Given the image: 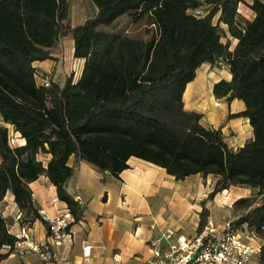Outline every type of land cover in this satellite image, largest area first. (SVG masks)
<instances>
[{
  "label": "trees",
  "instance_id": "obj_1",
  "mask_svg": "<svg viewBox=\"0 0 264 264\" xmlns=\"http://www.w3.org/2000/svg\"><path fill=\"white\" fill-rule=\"evenodd\" d=\"M91 1L96 15L73 27L70 0H0V203L10 192L21 225L40 220L49 230L29 188L45 176L77 224L84 210L68 192L75 166L84 162L117 178L136 158L177 182L215 179L197 234L216 195L251 190L232 205V224L261 241L257 260L264 264V0H252V20L238 13L243 0ZM226 33L237 41L232 49ZM64 38L74 42V58L84 60L80 79L38 85L32 64L52 60ZM220 63L231 80L216 83L213 95L242 101L245 111L229 118H246L253 130V140L238 150L221 128H204L202 115L184 110L183 93L197 70ZM6 126L24 145L11 146ZM16 241L0 214V263Z\"/></svg>",
  "mask_w": 264,
  "mask_h": 264
},
{
  "label": "crops",
  "instance_id": "obj_2",
  "mask_svg": "<svg viewBox=\"0 0 264 264\" xmlns=\"http://www.w3.org/2000/svg\"><path fill=\"white\" fill-rule=\"evenodd\" d=\"M93 7L92 17L83 19L76 26L96 15L97 9ZM70 20L75 27L72 15ZM220 27L226 31L224 25ZM224 40L230 41V49L237 43L228 35ZM51 52L52 60L35 62L32 67L41 76L49 75L60 87L65 83H58L61 77L65 80L72 78L76 83L81 77L84 60L74 58V42L69 38L62 39ZM221 80H231L228 68L203 64L195 79L185 88L182 98L184 110L202 115L200 123L204 128H221L227 145L238 150L253 140V130L248 119L229 118L245 111L242 101L227 102L225 98L218 100L213 95L214 85ZM6 127L11 146L24 145L20 135L14 133L10 126ZM45 159L47 162L49 158ZM127 164L129 168L117 178L97 171L90 164H77L68 192L74 200L80 199L83 221L69 226L68 237L60 247L50 245L46 226L40 220L34 221L30 225L34 242L49 247L50 260L43 261L35 253H11L0 264H145L149 257V242L167 230L174 232L176 237L196 236L201 203L211 192L215 179L196 175L177 182L164 169L142 160L131 158ZM29 188L34 206L44 221L46 217L53 219L67 211L66 204L57 199L56 189L47 177H39ZM251 193L246 188H230L219 193L206 204L209 211L207 222L222 228L234 202L251 197ZM0 214L8 221L9 232L16 236L22 226V216L10 192L0 203ZM152 224L154 229H151ZM243 232H246L245 227ZM255 242L261 246L259 239L256 238ZM84 248H89V253L84 254ZM257 257L258 254L248 264H258Z\"/></svg>",
  "mask_w": 264,
  "mask_h": 264
},
{
  "label": "built area",
  "instance_id": "obj_3",
  "mask_svg": "<svg viewBox=\"0 0 264 264\" xmlns=\"http://www.w3.org/2000/svg\"><path fill=\"white\" fill-rule=\"evenodd\" d=\"M219 64L217 68H224ZM38 85L49 87L51 79L35 75ZM79 203L80 199L75 198ZM20 220V216L17 217ZM49 226L48 238L50 245L60 247L68 237V229L73 224V217L67 210L64 214L53 218H44ZM154 229V224L151 225ZM17 241L12 248V254L25 255L35 253L43 261L50 260L49 247L37 245L34 242L30 226L20 227L15 236ZM253 234L244 235L237 230L232 222L226 223L222 228L215 227L207 222L203 231L193 238L176 237L174 232L167 230L159 238L148 244L149 257L145 264H248L260 250ZM84 254L89 248L83 249Z\"/></svg>",
  "mask_w": 264,
  "mask_h": 264
},
{
  "label": "rangeland",
  "instance_id": "obj_4",
  "mask_svg": "<svg viewBox=\"0 0 264 264\" xmlns=\"http://www.w3.org/2000/svg\"><path fill=\"white\" fill-rule=\"evenodd\" d=\"M200 1H204V0H200ZM251 2H252V0H243V3L238 5V13L241 16H243L245 19H247V20H252L253 17H254L253 13L249 9V5L251 4ZM70 3H71L70 16L72 15V18H73L72 23L75 26L80 24L81 23L80 21H82L83 19L88 18V17H92V15L94 13V7L92 5V1L91 0H70ZM198 13L200 15H204L205 7L200 9L198 11ZM213 22L216 23V19H214ZM224 28H226V27H224ZM144 30L145 29L141 30L140 33L145 35V31ZM64 39H67V38H64ZM223 42H226V41L223 39ZM215 68H217V67H215ZM43 76L51 79V77L49 75H45L44 74ZM64 81H66V80L63 77H61V78H59L58 83L59 84H63ZM45 158H46L45 156H40L39 160H41L43 163H46V159ZM241 193H244V191H242ZM251 194L253 195V193H251ZM235 218L236 217L234 215V212L230 211L227 214L226 223L234 222L236 220ZM240 230H241V232L244 235L250 234L247 230H246V232H243L242 229H240Z\"/></svg>",
  "mask_w": 264,
  "mask_h": 264
}]
</instances>
